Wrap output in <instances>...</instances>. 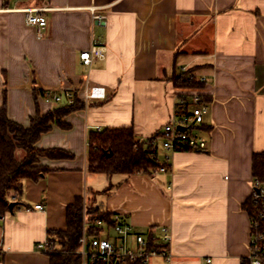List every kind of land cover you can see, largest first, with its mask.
I'll return each mask as SVG.
<instances>
[{
    "label": "crops",
    "instance_id": "0c3cea01",
    "mask_svg": "<svg viewBox=\"0 0 264 264\" xmlns=\"http://www.w3.org/2000/svg\"><path fill=\"white\" fill-rule=\"evenodd\" d=\"M48 7L41 37L25 22V9ZM105 16L95 21L93 16ZM94 44L103 61H80ZM183 69H186L185 71ZM190 69L200 89L175 88L171 78ZM92 86L106 97L85 101ZM40 92L77 93L85 109L43 134L36 147L68 158H41L49 171L27 180L15 208L1 222L0 264H49L37 250L48 231L66 230L67 208L77 198L121 214L139 232L167 227L171 262L244 264L250 255L253 156L264 153V0H0V109L25 127L58 105ZM199 93L206 152L159 149L168 171L153 176L93 174L91 132L132 128L148 140L173 114L176 97ZM6 98V100H5ZM42 204L45 211L28 210Z\"/></svg>",
    "mask_w": 264,
    "mask_h": 264
},
{
    "label": "trees",
    "instance_id": "16d2710c",
    "mask_svg": "<svg viewBox=\"0 0 264 264\" xmlns=\"http://www.w3.org/2000/svg\"><path fill=\"white\" fill-rule=\"evenodd\" d=\"M193 70L174 74L171 80L175 88H203L204 82L193 76ZM40 93L44 96V92ZM205 101L207 102L206 99ZM57 105L46 114L37 113L30 119L28 127L9 118L6 101L3 108L0 109V218L11 212V204L15 205L13 197L22 196L25 181H38L51 171L40 165L41 158L70 157L64 151H42L36 147L41 136L49 132L54 125L67 129L69 126L64 122V118L85 109V102L78 97L77 93L73 94L72 102ZM199 130L206 131L205 125L200 126ZM88 145V170L93 174L107 176L147 174L153 176L161 167L166 166V164L150 159L149 139L138 140L132 128H109L104 131L91 132ZM183 151L206 152L193 149ZM253 176L254 179L264 181V153H256L253 156ZM92 205L91 201H87L89 219L92 221L102 220L110 224L111 215L98 208H92ZM83 207L84 199L77 198L67 208L66 230L48 231L47 251L44 253L49 257V264L82 263L81 257L76 252L80 247ZM243 207L250 215H253L250 199L244 203ZM149 241L151 244L154 242L150 236ZM127 264L136 263L128 262ZM244 264L250 263L246 260Z\"/></svg>",
    "mask_w": 264,
    "mask_h": 264
},
{
    "label": "built area",
    "instance_id": "2783aa9c",
    "mask_svg": "<svg viewBox=\"0 0 264 264\" xmlns=\"http://www.w3.org/2000/svg\"><path fill=\"white\" fill-rule=\"evenodd\" d=\"M48 1V0H46ZM48 7L25 9V22L28 26L35 27L39 37L47 27V19L44 15ZM95 21L105 20V16H93ZM105 46L94 44L89 50L80 55L81 63L90 68L95 60L106 59ZM184 71L186 69H183ZM204 82V79H200ZM47 101L61 104L63 97L67 102H72L73 93L44 92ZM106 97L104 87L92 86L84 93L85 101L102 100ZM209 104L204 96L199 93L181 92L176 97L175 108L169 121L161 127L151 138L149 157L155 162H160L159 149L174 154L185 149L206 151L207 141L201 136L200 126L204 124V118L209 113ZM181 128H185L182 130ZM166 155V166L160 168L157 173L168 171L167 164L170 161ZM250 201L253 207L251 219L250 264H263L264 259V181L257 178L253 180ZM86 203L83 207V223L79 249L77 254L81 257V264H148L153 258H162L171 262L172 235L167 227L150 228L147 232H139L129 223L123 215H111L110 224L102 220H90ZM42 204L35 205L28 210L45 211ZM5 216L0 218V222ZM149 236L154 242L151 244ZM37 250L46 252V243L37 244ZM5 253L3 236L0 229V259ZM212 259H206L205 264H211Z\"/></svg>",
    "mask_w": 264,
    "mask_h": 264
},
{
    "label": "water",
    "instance_id": "95a60500",
    "mask_svg": "<svg viewBox=\"0 0 264 264\" xmlns=\"http://www.w3.org/2000/svg\"><path fill=\"white\" fill-rule=\"evenodd\" d=\"M67 101H66V99H65V97H63V101H62V104H65ZM182 130H185V128H181ZM14 204H11V206H10V210L12 211L13 209H14Z\"/></svg>",
    "mask_w": 264,
    "mask_h": 264
},
{
    "label": "rangeland",
    "instance_id": "374dc122",
    "mask_svg": "<svg viewBox=\"0 0 264 264\" xmlns=\"http://www.w3.org/2000/svg\"><path fill=\"white\" fill-rule=\"evenodd\" d=\"M193 75V74H192ZM192 75L190 76V78L192 77ZM193 76H195V75H193ZM195 78H197V77H195ZM197 80H199L198 78H197Z\"/></svg>",
    "mask_w": 264,
    "mask_h": 264
}]
</instances>
